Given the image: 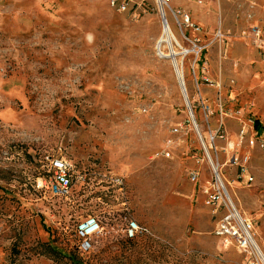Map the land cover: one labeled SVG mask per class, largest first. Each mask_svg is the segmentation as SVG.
I'll return each mask as SVG.
<instances>
[{
  "label": "rangeland",
  "instance_id": "rangeland-1",
  "mask_svg": "<svg viewBox=\"0 0 264 264\" xmlns=\"http://www.w3.org/2000/svg\"><path fill=\"white\" fill-rule=\"evenodd\" d=\"M166 3L0 0V264H262L215 235L206 190L213 164L264 253V0ZM47 157L73 166L66 197L38 187Z\"/></svg>",
  "mask_w": 264,
  "mask_h": 264
},
{
  "label": "built area",
  "instance_id": "built-area-1",
  "mask_svg": "<svg viewBox=\"0 0 264 264\" xmlns=\"http://www.w3.org/2000/svg\"><path fill=\"white\" fill-rule=\"evenodd\" d=\"M161 1L164 5L167 4L166 2L169 0ZM196 1L198 4L202 5L208 0ZM120 9H125V5L123 3L120 5ZM186 19L188 21V16H186ZM250 34L255 41L261 42L264 35V22L261 23V25H254ZM204 111L206 114L209 113L207 107L204 108ZM249 144L252 146L258 144L259 147L264 148L263 141L256 143L253 137L249 138ZM247 163L248 157L240 159L238 156H233L230 159L231 165L240 167L242 176L245 173ZM44 167L46 169H44V175L38 181V187L45 189L46 192L50 193L54 197H66L71 190L74 178L72 164L62 157H47ZM212 169L215 175V180L209 183L210 187L206 190V193L212 205L217 206V208H225L224 214L216 223L214 231L215 235L219 237L225 245H234L239 251L246 255L250 256L255 254L257 256L251 223L238 215V211L234 207L231 198L227 193L222 180L220 179L218 169L215 168L213 164ZM190 177L191 181H198L197 173L192 172ZM247 180L252 181V177L249 176ZM113 182L121 189V180L115 178ZM100 231L101 225L95 216H87L82 219L76 227V233L80 240L78 250L82 253L89 252L91 249L92 238H94ZM146 233H148V231L145 228L140 227L136 221H129L125 229V234L128 238H134L138 235H144Z\"/></svg>",
  "mask_w": 264,
  "mask_h": 264
},
{
  "label": "bare ground",
  "instance_id": "bare-ground-1",
  "mask_svg": "<svg viewBox=\"0 0 264 264\" xmlns=\"http://www.w3.org/2000/svg\"><path fill=\"white\" fill-rule=\"evenodd\" d=\"M162 7H163V2L159 0V9H160V11L163 13V11H162L163 8H162ZM173 39H174V38H173V34H172L170 28L168 27V25H164V28H163V34H162V36H161V38H160V43H161V42H165V43H167L168 45H170V41H172ZM172 53H173V52H172ZM172 64H173L174 70H175V72H176V75H177V77H178V80H180V83L183 82V78H182L180 72L178 71L176 61H175V60H172ZM203 146H204L205 151L207 152V148L205 147L204 144H203ZM207 154H208V153H207ZM209 160H210V158H209ZM238 215H239L240 217H242V216L240 215L239 212H238ZM242 218H243V217H242ZM253 239H254V238H253ZM254 242H255V245H256V250H257V256H258V259H259V261H260L262 264H264V253H263V251L259 248V246H258L257 242L255 241V239H254Z\"/></svg>",
  "mask_w": 264,
  "mask_h": 264
},
{
  "label": "water",
  "instance_id": "water-1",
  "mask_svg": "<svg viewBox=\"0 0 264 264\" xmlns=\"http://www.w3.org/2000/svg\"><path fill=\"white\" fill-rule=\"evenodd\" d=\"M161 13H162V12H161ZM162 18H163V13H162ZM163 21H164V20H163ZM164 23H165V21H164ZM169 57L171 58V60H175V59H174V55L172 56L171 53H170ZM179 83H180V82H179ZM180 87H181V89H182V93H183V96H184V99H185L186 106H187V109H188V111H189L190 117L192 118V112H191V108H190V106H189V104H188V101H187V95H186V93H185V89H184V86H183V82L180 83ZM194 126H195V124H194Z\"/></svg>",
  "mask_w": 264,
  "mask_h": 264
},
{
  "label": "trees",
  "instance_id": "trees-1",
  "mask_svg": "<svg viewBox=\"0 0 264 264\" xmlns=\"http://www.w3.org/2000/svg\"><path fill=\"white\" fill-rule=\"evenodd\" d=\"M254 127L258 130V131H260V126H259V124H258V122L257 121H255L254 122ZM47 251L46 252H52L53 254H56V255H58V254H60L59 252H57V251H55L54 249H53V247H51V246H49V247H47Z\"/></svg>",
  "mask_w": 264,
  "mask_h": 264
},
{
  "label": "crops",
  "instance_id": "crops-1",
  "mask_svg": "<svg viewBox=\"0 0 264 264\" xmlns=\"http://www.w3.org/2000/svg\"><path fill=\"white\" fill-rule=\"evenodd\" d=\"M258 132H260V131L257 130V133H258Z\"/></svg>",
  "mask_w": 264,
  "mask_h": 264
}]
</instances>
